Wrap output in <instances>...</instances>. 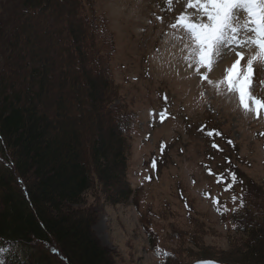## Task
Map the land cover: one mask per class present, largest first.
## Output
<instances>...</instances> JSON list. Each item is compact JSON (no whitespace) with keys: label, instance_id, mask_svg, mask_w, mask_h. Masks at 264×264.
Wrapping results in <instances>:
<instances>
[{"label":"trees","instance_id":"16d2710c","mask_svg":"<svg viewBox=\"0 0 264 264\" xmlns=\"http://www.w3.org/2000/svg\"><path fill=\"white\" fill-rule=\"evenodd\" d=\"M11 1L0 22V261L114 264L90 232L95 213L83 208L96 184L112 204L130 196L123 174L131 116L112 103V34L88 14L87 0ZM241 195L245 207L228 219L241 237L236 256L210 258L264 264V188Z\"/></svg>","mask_w":264,"mask_h":264},{"label":"rangeland","instance_id":"374dc122","mask_svg":"<svg viewBox=\"0 0 264 264\" xmlns=\"http://www.w3.org/2000/svg\"><path fill=\"white\" fill-rule=\"evenodd\" d=\"M183 7L174 3L169 11L165 0L86 1L88 14L106 21L113 37V107L131 116L123 174L129 198L112 204L107 188L96 184L83 206L95 213L90 232L112 253L114 264H164L166 255L156 249L174 255L168 264L235 258L241 237L228 222L231 212L218 214L211 198L219 196L232 208L231 195L264 188V113L246 115L235 96L217 95L190 76L183 45L167 27ZM12 9L11 0H0V22ZM231 59L225 56L215 68L213 81ZM202 91L207 95L200 96ZM255 92L264 97L258 84ZM164 110L169 117L161 122L158 113ZM103 114L101 127L108 131ZM213 129L221 135H207ZM208 168L225 177L235 171L243 183L235 185L234 193H224ZM108 185L112 195L116 183Z\"/></svg>","mask_w":264,"mask_h":264},{"label":"snow or ice","instance_id":"6c2138e0","mask_svg":"<svg viewBox=\"0 0 264 264\" xmlns=\"http://www.w3.org/2000/svg\"><path fill=\"white\" fill-rule=\"evenodd\" d=\"M179 2H183V10L174 16L167 27L183 45V60L190 76L198 79L202 86L212 88L217 95L235 96L246 115L253 114L259 118L264 113V97L258 96L255 88L258 84L264 89V78L259 75L264 74V0H165L169 11H172L174 3ZM155 19L161 23L164 21L160 15ZM225 56L232 58L231 63L223 69L222 77L213 81L211 73ZM206 95V91L200 93L202 97ZM158 115L161 122L169 117L167 110ZM213 134L221 135L215 129L207 133L209 136ZM227 143L231 145L233 142L228 140ZM212 148L220 150L215 143ZM163 149L164 145L161 144ZM156 167L154 160L152 168ZM207 171L216 177L224 193H234L235 185L243 183L235 171H230L227 177L222 173H213L211 168ZM231 202L234 206L228 208L219 196L211 198L212 205L220 215L237 213L245 207L243 195H231ZM155 251L170 255L161 253L159 249ZM0 252L6 250L0 248ZM0 264L4 262L0 261ZM198 264L217 262L202 260Z\"/></svg>","mask_w":264,"mask_h":264},{"label":"water","instance_id":"95a60500","mask_svg":"<svg viewBox=\"0 0 264 264\" xmlns=\"http://www.w3.org/2000/svg\"><path fill=\"white\" fill-rule=\"evenodd\" d=\"M194 264H198V262L194 263ZM218 264V263H217Z\"/></svg>","mask_w":264,"mask_h":264}]
</instances>
